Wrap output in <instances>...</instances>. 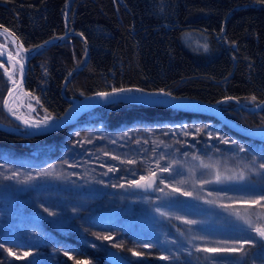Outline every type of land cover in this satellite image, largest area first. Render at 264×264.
I'll return each mask as SVG.
<instances>
[{"label": "trees", "instance_id": "16d2710c", "mask_svg": "<svg viewBox=\"0 0 264 264\" xmlns=\"http://www.w3.org/2000/svg\"><path fill=\"white\" fill-rule=\"evenodd\" d=\"M0 24L13 31L27 49L73 33L38 50L29 64L27 98L51 118L60 117L71 105L65 97L80 99L101 91L132 89L209 103L222 101L223 112L242 126H264V106L251 112L234 102L250 107L264 102V0H0ZM9 47L13 50L11 43ZM10 87L0 69V122L17 125L2 106ZM200 121L212 122L232 144L242 143L264 155V141L243 137L200 113L117 103L92 109L80 122L104 133H117L135 125L182 127ZM79 123L33 138L0 130V160L17 164L35 160L33 144L58 149ZM120 166L136 170L140 158L120 162ZM20 208L14 205L11 212L0 211V264H110L104 259L107 250L116 249L129 259L135 249L137 238L130 229L117 228L122 224L118 216L86 212L80 229L65 237L52 228L46 215L27 211L19 215ZM229 210L238 211L234 212L238 225L227 226V231L246 244L237 254L244 252V256L237 259L252 264L254 254L264 251V240L246 238L253 230L245 219L264 227V203ZM103 236L112 239L97 238ZM38 240L49 249L45 258L38 255ZM68 253L77 259L63 261Z\"/></svg>", "mask_w": 264, "mask_h": 264}, {"label": "rangeland", "instance_id": "374dc122", "mask_svg": "<svg viewBox=\"0 0 264 264\" xmlns=\"http://www.w3.org/2000/svg\"><path fill=\"white\" fill-rule=\"evenodd\" d=\"M1 37L5 40L1 44L9 46L5 35ZM22 97V113L27 119L34 123L51 120L27 94L23 92ZM69 132L58 149L33 144L35 160L19 164L0 160V211L11 212L15 205L21 207L16 212L19 215L23 211L46 215L52 228L65 237L80 229L86 212L118 216L122 224L117 228L126 227L137 238L128 255L136 264H244L237 259L244 252L237 256L241 251L206 253L197 248L246 246L227 231V226L238 225L234 216L238 211L229 209L263 205V154L242 143L232 144L206 121L182 127L135 125L117 133H104L80 122ZM137 157L139 168H121L120 162ZM149 175L157 180L153 190H134L133 186ZM256 200L260 204L252 203ZM108 224L112 225L111 221ZM217 226L221 227L218 231ZM248 227L253 232L248 231L246 238L261 239ZM37 243L38 255L45 258L47 245ZM251 246L255 247L254 243ZM14 257L21 259L16 253ZM68 259L77 258L68 253L62 260ZM252 264H264V251L254 254Z\"/></svg>", "mask_w": 264, "mask_h": 264}, {"label": "water", "instance_id": "95a60500", "mask_svg": "<svg viewBox=\"0 0 264 264\" xmlns=\"http://www.w3.org/2000/svg\"><path fill=\"white\" fill-rule=\"evenodd\" d=\"M0 34L5 35V37L13 46V50H11L9 46L0 43V69L4 71L5 76L8 78L11 84L10 89L3 99L2 106L7 116L17 124L8 125L6 123L0 122L1 131L13 133L23 138L42 136L61 131L68 126L78 124L84 114L98 106L124 103L151 107H166L187 113H200L212 117L221 125L227 127L231 131L243 137L264 141V126L253 128L243 127L242 125L228 117L222 111V109L220 108L222 101L209 103L200 99L186 96H175L171 94L155 95L156 93L165 92H120L117 96L109 95L107 97L99 95V93L119 92L120 89H117L96 92L80 99L65 97L69 102H71V105L68 107L64 114L57 118H51V120H48L49 122L46 124H33L25 120L20 114L15 113L16 111L9 106V100L18 91H22L26 94L25 82L27 78L28 68L31 58L36 54V52L40 49L61 42L65 37L71 36L73 33H67L66 35L56 40L42 43L32 49H27L20 38L13 31L1 24ZM21 64L23 65L22 72ZM84 67L85 65L77 69V71L82 70ZM16 72L17 78H15ZM73 72L71 73V75L73 74ZM10 76L11 79L9 78ZM13 80L15 81V84H13ZM9 92L12 93L11 97H9ZM5 101H7V104L5 103ZM234 102L238 104V108L251 112L258 111L262 106H264V102L255 107L245 106L236 100H234ZM10 108L11 111L9 110ZM25 121H27V123H25ZM156 183V177L153 175H149L147 179L137 182L133 186V188L137 191H152ZM137 184L150 185V187H147V189L145 187H137ZM104 259L110 264H134L130 259L126 258L116 249L107 250L104 255Z\"/></svg>", "mask_w": 264, "mask_h": 264}, {"label": "snow or ice", "instance_id": "6c2138e0", "mask_svg": "<svg viewBox=\"0 0 264 264\" xmlns=\"http://www.w3.org/2000/svg\"><path fill=\"white\" fill-rule=\"evenodd\" d=\"M22 47V46H21ZM23 70V65L21 64V72ZM11 79V76L9 77ZM13 84H15V81L13 80ZM133 91L132 89H120L119 92H112V93H99V95L107 97L109 95L112 96H117L119 95L120 92H131ZM136 91H140L139 89H137ZM12 93L9 92V97H11ZM155 95H170L169 93H156ZM255 97H252V100L255 101ZM5 103L7 104V101H5ZM11 111V108L9 109ZM25 123H27V121H25ZM228 141H225V143H227ZM240 148L243 149V145H240ZM261 168H264V164L260 165ZM109 171H112V169H109ZM143 179V178H142ZM137 187H145L147 189V187H150V185H142V184H137ZM190 195V193L188 194ZM252 203L254 204H260L259 200L256 201H252ZM52 214V213H50ZM262 218V217H258ZM185 223H194V221H185ZM245 223H247L250 227H253L254 230L258 233V235L261 238H264V227H260V226H256L253 224V221L250 219H245ZM98 239H104V240H111L112 237L109 236H103V237H97ZM249 239H251L249 237ZM118 245H113V247H116ZM0 247H2V245H0ZM244 245L240 244L238 247L237 246H232V247H211V248H197V251H203L206 253H217V252H239V251H243ZM67 254V253H66ZM25 255H28V253H25ZM133 255H138V253L133 252ZM165 257H161V259H164ZM231 264H238V262L233 261L231 262Z\"/></svg>", "mask_w": 264, "mask_h": 264}, {"label": "bare ground", "instance_id": "6f19581e", "mask_svg": "<svg viewBox=\"0 0 264 264\" xmlns=\"http://www.w3.org/2000/svg\"><path fill=\"white\" fill-rule=\"evenodd\" d=\"M22 91H18L13 97H11L10 98V100H9V106L10 107H12L16 112L15 113H18V114H20L25 120H27V121H29V122H31V123H33V124H39V123H34V122H32V121H30L29 119H27L26 117H25V115L22 113V107H21V105H23L24 104V99H23V97H22ZM23 99V100H22ZM230 102V101H229ZM235 104V103H234ZM49 121H47V122H45V123H43V124H46V123H48Z\"/></svg>", "mask_w": 264, "mask_h": 264}]
</instances>
